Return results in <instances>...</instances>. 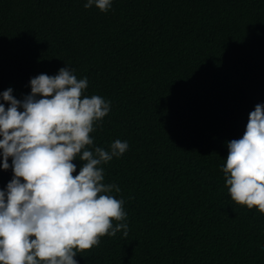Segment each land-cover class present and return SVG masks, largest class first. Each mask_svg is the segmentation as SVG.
<instances>
[{"label":"trees","instance_id":"16d2710c","mask_svg":"<svg viewBox=\"0 0 264 264\" xmlns=\"http://www.w3.org/2000/svg\"><path fill=\"white\" fill-rule=\"evenodd\" d=\"M85 3L0 0V93L21 100L31 78L67 66L87 77L84 95L110 102L90 150L129 146L100 165L120 188L110 194L124 201L128 235L74 259L264 264V214L232 201L221 171L227 142L264 104V0H112L107 12ZM12 175L0 168V190Z\"/></svg>","mask_w":264,"mask_h":264},{"label":"clouds","instance_id":"9594fccd","mask_svg":"<svg viewBox=\"0 0 264 264\" xmlns=\"http://www.w3.org/2000/svg\"><path fill=\"white\" fill-rule=\"evenodd\" d=\"M111 4L87 0L84 8L107 12ZM29 86L21 100L12 88L0 93V168L13 173L0 190V264H78L77 252L101 237L128 235L124 201L110 194L120 188L103 182L100 165L129 146L115 140L109 150H90V133L110 102L84 95L87 77L77 79L66 66L31 78ZM226 147L221 171L231 200L264 214V104L255 105L242 137ZM77 157L82 166L74 175Z\"/></svg>","mask_w":264,"mask_h":264}]
</instances>
